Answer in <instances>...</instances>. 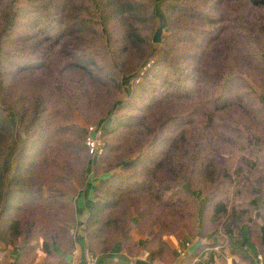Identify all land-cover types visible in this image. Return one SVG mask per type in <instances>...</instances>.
<instances>
[{"label":"trees","instance_id":"trees-1","mask_svg":"<svg viewBox=\"0 0 264 264\" xmlns=\"http://www.w3.org/2000/svg\"><path fill=\"white\" fill-rule=\"evenodd\" d=\"M22 1L0 0V264H71L89 165L90 257H264V0H159L160 47L154 0ZM76 114L108 118L99 157Z\"/></svg>","mask_w":264,"mask_h":264},{"label":"crops","instance_id":"crops-1","mask_svg":"<svg viewBox=\"0 0 264 264\" xmlns=\"http://www.w3.org/2000/svg\"><path fill=\"white\" fill-rule=\"evenodd\" d=\"M93 187H94V184L88 183L87 187L84 190H80L77 196L73 199V202L75 205L76 217H77L76 224L72 228V232L74 235L75 248L73 252L69 255H66L65 258L71 264H101L103 261H106L109 259L121 260L129 264H132L136 258L146 259L147 253L145 251H141L140 254L134 258H129L123 253V251L121 250V248H119V246H116L110 253L104 256H101L98 259H94L93 261L89 260V255L86 250V239L83 234V221H84L85 216L90 212L92 208ZM215 236L219 242L221 243L224 242V237L220 233L215 234ZM164 239L166 240V242L168 243L170 247L179 249L178 241L174 237L166 236ZM193 242H191V244ZM191 244H189V246ZM201 244H202V241H201ZM16 251L17 249L15 248L12 250V256H11L12 260L16 255ZM210 252L213 253V260L211 262H207L206 259L208 260L209 256L211 255ZM201 254L202 256H199L198 258L195 259L200 264H233V262H235L236 264H245V263H240L239 258L237 256H233V257L224 256L219 247L204 248ZM43 258H44V254L42 252H38L36 263L41 264ZM263 259L264 257H261V260L256 261L257 262L256 264H260Z\"/></svg>","mask_w":264,"mask_h":264},{"label":"rangeland","instance_id":"rangeland-1","mask_svg":"<svg viewBox=\"0 0 264 264\" xmlns=\"http://www.w3.org/2000/svg\"><path fill=\"white\" fill-rule=\"evenodd\" d=\"M19 4H23V1L22 0H19L18 2ZM154 12L157 16L156 18V28L158 27V25L160 23H163L164 21V14H163V9H162V6L160 4V1L159 0H154ZM165 33L164 31H162L161 34ZM154 34V33H153ZM152 42V40H151ZM155 46H161V36H160V41L158 43H154L152 42ZM152 62L150 61L149 63H147L144 67L140 68V70H138L136 73H134V75L130 76L128 78V80H126L124 82V91L122 92V95H121V98H127L131 92V89H132V84L135 83V82H142L143 81V74L145 73V71L151 66ZM75 122L81 126L82 128H84L86 130V128L89 126V125H98L100 126L102 129L104 128V126L108 123V118H102L100 119L97 123H93V124H86L83 122V120L76 114L75 115ZM107 122V123H106ZM87 175H88V183H92V184H96V182L98 181L97 178H94L93 175H92V165L88 166L87 167ZM180 250V255L182 251H184V249L182 248H179ZM259 259L258 260H261V256L258 257ZM115 260V259H114Z\"/></svg>","mask_w":264,"mask_h":264},{"label":"built area","instance_id":"built-area-1","mask_svg":"<svg viewBox=\"0 0 264 264\" xmlns=\"http://www.w3.org/2000/svg\"><path fill=\"white\" fill-rule=\"evenodd\" d=\"M102 128L98 125H89L86 128V136L84 143L88 149V153L92 158L99 157L103 152L104 143L101 138ZM189 246V243H186V247ZM185 251V250H184ZM181 252V254L184 253ZM89 260L93 261L94 258L89 256Z\"/></svg>","mask_w":264,"mask_h":264},{"label":"water","instance_id":"water-1","mask_svg":"<svg viewBox=\"0 0 264 264\" xmlns=\"http://www.w3.org/2000/svg\"><path fill=\"white\" fill-rule=\"evenodd\" d=\"M162 29H163V24L160 23L158 25V27L156 28L153 36H152V42L154 43H158L160 41V36L162 33ZM201 245V240L200 239H196L190 246H188V252L191 254L193 253L199 246ZM132 264H152L149 261H147L146 259L143 258H136ZM260 264H264V259L262 260V262Z\"/></svg>","mask_w":264,"mask_h":264}]
</instances>
